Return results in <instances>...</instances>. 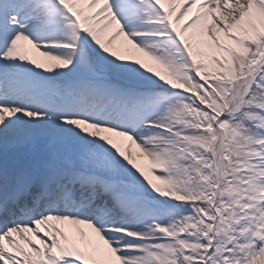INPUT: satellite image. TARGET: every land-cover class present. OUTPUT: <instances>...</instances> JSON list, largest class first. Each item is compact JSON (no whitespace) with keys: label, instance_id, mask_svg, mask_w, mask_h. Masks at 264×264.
Here are the masks:
<instances>
[{"label":"snow or ice","instance_id":"obj_1","mask_svg":"<svg viewBox=\"0 0 264 264\" xmlns=\"http://www.w3.org/2000/svg\"><path fill=\"white\" fill-rule=\"evenodd\" d=\"M0 264H264V0H0Z\"/></svg>","mask_w":264,"mask_h":264}]
</instances>
